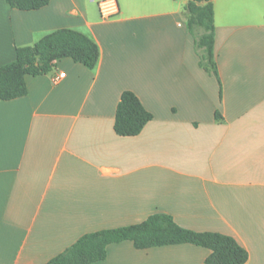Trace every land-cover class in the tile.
Instances as JSON below:
<instances>
[{
	"label": "crops",
	"instance_id": "crops-1",
	"mask_svg": "<svg viewBox=\"0 0 264 264\" xmlns=\"http://www.w3.org/2000/svg\"><path fill=\"white\" fill-rule=\"evenodd\" d=\"M103 1L20 11L0 0V65L59 29L100 49L94 69L59 60L26 77L27 96L0 101V264H47L86 234L158 213L231 236L246 264H264V0H213L221 83L200 67L194 0H115L109 19ZM125 91L153 114L135 137L115 132ZM107 252L96 264H205L211 254L132 242Z\"/></svg>",
	"mask_w": 264,
	"mask_h": 264
},
{
	"label": "trees",
	"instance_id": "trees-1",
	"mask_svg": "<svg viewBox=\"0 0 264 264\" xmlns=\"http://www.w3.org/2000/svg\"><path fill=\"white\" fill-rule=\"evenodd\" d=\"M51 1L6 0V3L12 9L37 11L47 7ZM187 15V27L195 39L200 67L207 73L214 74L220 82L214 51L213 0L191 1L187 6ZM67 58L88 69H94L100 59V49L89 37L72 29H59L44 36L33 46L18 47L16 60L0 65V101H12L27 96V76L47 75L57 61ZM216 118L222 119L219 112L216 113ZM152 120L153 114L145 109L133 92L125 91L122 94L115 119V132L119 136H138ZM123 242H132L137 250L182 244L203 247L211 251L205 264H246L249 260L247 250L233 237L185 229L172 216L158 213L139 224L86 234L47 264L103 262L108 256V247Z\"/></svg>",
	"mask_w": 264,
	"mask_h": 264
},
{
	"label": "built area",
	"instance_id": "built-area-1",
	"mask_svg": "<svg viewBox=\"0 0 264 264\" xmlns=\"http://www.w3.org/2000/svg\"><path fill=\"white\" fill-rule=\"evenodd\" d=\"M101 15L104 19H109L118 13V7L115 0H106L99 4ZM65 78V73H60L58 77L54 78V83L58 84Z\"/></svg>",
	"mask_w": 264,
	"mask_h": 264
}]
</instances>
